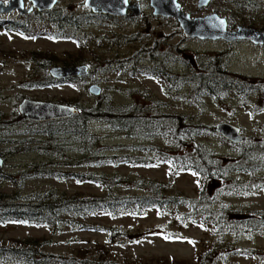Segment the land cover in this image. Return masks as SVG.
Instances as JSON below:
<instances>
[{
	"label": "rangeland",
	"instance_id": "obj_1",
	"mask_svg": "<svg viewBox=\"0 0 264 264\" xmlns=\"http://www.w3.org/2000/svg\"><path fill=\"white\" fill-rule=\"evenodd\" d=\"M178 1L192 16L217 12L232 21L231 28L243 25L264 29V0H211L202 8H197V0ZM57 8L67 14L85 15L81 23L88 37L81 47L74 40L55 39L39 32V23L48 17L47 14L32 17L27 23L30 27L27 32L11 29L9 16L0 15V153L4 155L0 166V191L22 198L46 190L86 196L107 192L143 195L148 193V188L136 182L154 181L166 186V195L178 198H197L205 189L214 201L209 210L225 212L227 209L224 217L228 220L249 222L242 214L255 211L262 215L254 219L264 220V188L259 182L264 170L254 173L232 170L225 173V180L211 185L216 180L214 177L198 179L189 171H174L163 161H148L143 165L110 162L101 157L128 154L156 158L157 149L181 154L188 148H179L171 139L157 136L133 122L132 117L133 121L123 122L91 120L86 124L88 133L94 136L91 139L80 138L69 131L57 132L51 143V138L42 132L40 122L28 121L18 111L23 98L72 102L83 108L98 104L106 112L136 105L147 116L155 113L181 116L187 125L214 128L217 123L227 121L239 126L251 140L263 143L264 106L255 108L259 88L243 97L232 89L220 94L219 98L197 96L192 91L194 82L178 81L172 85L161 76L139 72L136 66L150 65L149 60L139 61L140 53L155 49L167 68L178 75L205 73L217 59L232 75L254 79L257 84L264 85V46L249 42L232 45L220 39H187L175 19L153 16L148 0H145V17L135 21L93 14L84 0H59ZM117 35L130 40L114 43ZM162 52L165 56L160 54ZM48 55L54 56L51 62L55 65L84 58L90 62V73L76 85L58 82L43 86L39 78L48 72L41 65ZM134 56H138L136 65L130 61ZM118 61H122L121 64ZM92 83L101 86L99 95L89 93L88 86ZM191 135L192 138L184 139V145L198 143L220 157L237 154L230 141L215 130L199 128ZM56 144L62 148L63 155L32 149ZM33 164H39L38 169L33 168ZM39 169L60 173L41 175L37 174ZM26 171L31 173L20 174ZM72 173L120 177L123 182L106 187ZM235 181H239L241 188L236 189ZM192 211L189 200L184 204L168 203L163 208L149 206L118 215L91 209L83 213L62 211L57 225L16 221L0 224V244H14L16 239L32 237L43 241L41 249L45 253L109 257L120 263L143 260L160 264L159 260H165V264H201L199 255L207 251L208 256L202 264H264V225H256L253 229L250 226L254 224H251L246 229L242 227L238 234H222L211 223L197 221L200 216L191 215ZM78 222L90 227L81 228ZM148 232L154 235H146Z\"/></svg>",
	"mask_w": 264,
	"mask_h": 264
},
{
	"label": "trees",
	"instance_id": "obj_2",
	"mask_svg": "<svg viewBox=\"0 0 264 264\" xmlns=\"http://www.w3.org/2000/svg\"><path fill=\"white\" fill-rule=\"evenodd\" d=\"M41 23H39V32H43V35L55 38V39H70L77 42L81 47L82 41L88 37V34L84 31L82 26V18L85 15H78V18L73 13H64L57 7L53 8L49 14ZM40 16V15H39ZM228 24H233L228 20ZM12 27H19L18 24L10 25ZM23 31L27 32L28 25H22ZM33 28V26H31ZM113 42L117 44H123L130 40L129 37H123L121 35ZM107 38V37H106ZM110 40V39H108ZM112 40V39H111ZM155 49L149 53H140L142 58H146L150 61L151 66L137 65L136 69L144 74L152 76H161L166 79L172 85L177 84L178 81L184 83L194 82L192 91L199 95H209L215 98H219L220 94L229 92L231 89L235 94L245 96L247 93L252 92L254 89L259 88L260 94L258 102L255 108L258 106H264V85H259L254 79L241 78L237 75H232L221 63L214 59L211 63L210 69L204 72H192L189 74L178 75L171 72L161 60ZM160 54H164L163 52ZM36 56V53H32ZM138 56H134L132 63L135 65L138 63ZM54 56H46V63H42L43 70L48 72V75L39 78V83L44 85L52 84L50 82L49 68L52 67V61ZM137 58V59H136ZM74 59V58H72ZM52 61V62H51ZM122 61H118L121 64ZM64 65H76L87 64L84 58H77L72 62L63 61ZM53 64V65H52ZM90 73V72H89ZM82 78H65L60 82H67L73 85L81 82ZM75 102V101H74ZM76 106L79 111L75 116L69 118H61L56 120H50L40 122L39 125L43 128L42 132L49 138L51 143L53 142V135L57 132L66 133L72 132L80 138L91 139L94 137L90 135L86 129V124L91 120H107V121H121L131 120L139 123V125L146 128L148 131L155 133L157 136L171 139L172 144L182 149H187L184 153L173 154L170 150L157 149L156 158L148 157H135L128 154H114L109 156H102L104 160L117 163H132L141 164L149 162L163 161L173 167V170H184L193 173L198 176V179L206 177H214L211 185L218 183L220 179L225 180V173L232 170H240L248 173H254L255 171L264 170V142L247 141L242 143H232L230 145L236 149L237 154L230 157H220L213 155L211 152L204 150L198 143L192 145H184L186 139L192 138L191 132L195 129L206 128L209 131H213L214 128H210L204 125H187L181 116H168L160 113H155L147 116L142 113L139 107L133 105L125 110L119 109L117 111L106 112L104 108L96 104L92 107H78L77 103L69 102ZM185 123V124H184ZM184 124V126H182ZM55 139V138H54ZM185 139V140H184ZM32 149L43 150L47 153L48 150L63 155L62 148L57 144L55 146L47 145V147H32ZM104 150V149H103ZM39 164H33V168L38 169ZM31 171L20 173L21 175H29ZM51 175L59 174V171L43 170L39 169L37 174ZM74 176H80L89 182H97L103 186H109L123 182L120 177H105L97 176L92 173L76 174ZM218 180V181H217ZM262 187L264 188V177L259 179ZM141 187H147L148 193L146 194H132L123 195L115 192H107L101 195H81V194H67L60 193L56 190H46L43 192L32 193L24 198L19 195L10 196L0 191V224L6 222H25L28 224H47L52 223L57 225L59 220V214L62 211H78L83 213L84 210H102L112 215H118L128 210H140L149 206H156L163 208L166 204H184L186 200L191 201L192 212L191 215L200 216L203 223H211L217 227V232L222 234L241 232V228L246 229L249 225L254 224L253 229L257 226L264 225V220L254 219L261 216L259 212H251L248 214H242L245 220L248 221H234L228 220L224 217V214L228 212H213L209 210L214 201L211 199L208 193L200 191L197 198L186 199L178 198L170 195H166V186L154 181H138ZM234 185L236 189L241 188L239 181H235ZM207 194V195H206ZM200 207V208H199ZM81 228H89L90 226L84 222H78ZM257 225V226H256ZM156 232V231H155ZM146 235H154V232L145 233ZM43 241L37 238L27 237L23 239L14 240V244H0V262H16L23 261L25 264H49L51 262H57L58 264H149L143 260L139 261H125L126 263L115 262L109 257H89L87 255H72L62 256L54 255L52 253H45L41 247ZM208 256V252H204L199 255V262L202 264L204 257ZM160 264H165V260H159Z\"/></svg>",
	"mask_w": 264,
	"mask_h": 264
},
{
	"label": "water",
	"instance_id": "obj_3",
	"mask_svg": "<svg viewBox=\"0 0 264 264\" xmlns=\"http://www.w3.org/2000/svg\"><path fill=\"white\" fill-rule=\"evenodd\" d=\"M58 0H31V7L25 9L22 0H9L7 5L0 0V13H10L18 9L21 14L30 13L33 10H51ZM127 0H84V5L94 13L126 17V9L139 15L141 10L137 4L129 5ZM211 0H197V8L206 7ZM153 15L174 18L178 23L182 34L187 39L199 40H223L227 43L247 40L256 45L264 46V30L252 26L237 25L234 28L228 26L227 18L217 12H211L201 16H192L182 9L178 0H149ZM187 59L189 55H185ZM87 64L53 65L49 68L52 78H85L89 74ZM90 94L99 95L101 86L92 83L88 86ZM18 111L26 119L42 122L69 118L75 116L79 109L67 103L33 100L23 98L18 104ZM214 130L232 143H242L251 140V137L243 134L241 128L233 123L224 121L215 125ZM3 156L0 153V166L3 164Z\"/></svg>",
	"mask_w": 264,
	"mask_h": 264
},
{
	"label": "flooded vegetation",
	"instance_id": "obj_4",
	"mask_svg": "<svg viewBox=\"0 0 264 264\" xmlns=\"http://www.w3.org/2000/svg\"><path fill=\"white\" fill-rule=\"evenodd\" d=\"M8 1L9 0H5V2H4V4L5 5H7V3H8ZM128 2V4L129 5H134V4H137L138 6H139V9L141 10V13L139 14V15H135V14H132L133 13V11L132 10H130V8L129 9H126V13L128 14V16H126V17H116V16H111V15H105V14H100V13H94V12H92L90 9V11L93 13V14H97V15H102V16H107V17H115V18H123L124 20H127V21H135V20H137V19H142L143 17H145L144 16V7H145V0H127ZM58 2H59V0L57 1V4H56V6H54L53 8H55V7H58ZM197 2V1H196ZM22 3H23V7L25 8V9H28L29 7H31V0H22ZM148 3H149V0H148ZM149 6H150V4H149ZM52 8V9H53ZM150 8H151V6H150ZM51 9V10H52ZM51 10H45V11H37V10H33L32 12H30V13H26V14H21L19 11H18V9H14L12 12H10V13H0V15H3V16H9V18L7 19L11 24L10 25H12V24H18L19 25V27H12L11 29H13V30H17V29H19V30H21V31H23V28H22V25H27V23L29 22V20L32 18V17H39V15H44V14H49L50 13V11ZM152 10V9H151ZM152 15H153V13H152ZM77 18H78V16L77 15H75ZM153 16H155V17H157V16H159V15H153ZM160 17H163V16H160ZM165 18H170V17H165ZM174 19V18H173ZM5 21V23L6 22H8V21ZM228 22V21H227ZM228 26L230 27V25L228 24ZM236 27V26H235ZM231 28V27H230ZM234 28V27H233ZM258 29V28H257ZM260 30H264V29H260ZM24 32V31H23ZM195 40H198V39H195ZM244 42H249V43H252V42H250V41H247V40H240V41H234V42H231L230 44H232V45H238V44H240V43H244ZM252 44H254V43H252ZM254 45H256V44H254ZM258 46H263V45H258ZM164 54H162V56H163ZM165 56V55H164ZM186 57V56H185ZM187 59V58H186ZM190 59V58H189ZM189 59H187V60H189ZM144 60H147L146 58H140L139 59V61H144ZM162 60V59H161ZM143 65H146V66H151V64L150 65H147V64H145V63H142ZM164 64H165V61H164ZM166 66V65H165ZM167 67V66H166ZM60 81H62V79H55V78H50V82L51 83H58V82H60ZM24 117V116H23ZM25 118V117H24ZM26 119V118H25ZM28 120V119H27ZM28 121H31V120H28ZM50 121V120H49ZM33 122H35V121H33ZM42 122H45V121H42ZM1 155L2 156H4L3 155V153H1Z\"/></svg>",
	"mask_w": 264,
	"mask_h": 264
}]
</instances>
